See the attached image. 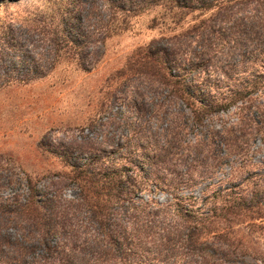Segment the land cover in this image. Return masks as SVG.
Here are the masks:
<instances>
[{"label":"rangeland","instance_id":"374dc122","mask_svg":"<svg viewBox=\"0 0 264 264\" xmlns=\"http://www.w3.org/2000/svg\"><path fill=\"white\" fill-rule=\"evenodd\" d=\"M185 1L0 0V264H264V223L241 226L244 250L232 253L213 239L208 220L199 222L211 207L199 198L216 184L242 189L264 178L258 165L264 131L255 124L264 120V3L229 0L221 7H239L242 20L233 35H220L212 15L219 9L206 8L212 0ZM206 23L201 39L198 29ZM69 37L79 48H70ZM233 39H240L237 47ZM163 54L177 58L165 63L166 79L148 66ZM28 62L39 71L27 70ZM13 77L20 81L3 84ZM248 81L259 85L253 104L244 103L252 120L236 131L241 143L230 153L225 131L240 120L242 100L231 101L236 91L247 95ZM174 85L199 93V101L176 100ZM132 132L138 137L129 142ZM166 138L174 141L169 160L145 159L161 155L154 146ZM199 139H213L214 152L197 164L192 153ZM90 159L103 161L108 172L127 169L137 184L124 179L120 188L130 193L105 208L112 224L120 220L114 235L101 232L80 203L73 178ZM152 161L164 167L159 184L144 179ZM33 200L48 211L63 209V255L53 248L56 238H40L25 220ZM134 222L138 248L129 228Z\"/></svg>","mask_w":264,"mask_h":264},{"label":"trees","instance_id":"16d2710c","mask_svg":"<svg viewBox=\"0 0 264 264\" xmlns=\"http://www.w3.org/2000/svg\"><path fill=\"white\" fill-rule=\"evenodd\" d=\"M178 2L182 1L186 3L185 0H176ZM255 3L258 1H261L264 3V0H254ZM215 2H218V4ZM229 0H212L210 3L207 4L208 9L211 8H217L219 10H216L215 13L212 15H217L216 18L219 20L220 25H218V30L220 32V35L222 34H228L231 33L233 35L232 29L238 30L240 25V21L242 20V17L238 16V9H233V5H227L226 7H221L228 3ZM181 3V2H180ZM72 6V9H77V4H74L73 2L69 3ZM221 7V8H219ZM69 9V10H72ZM70 14V12H69ZM71 15V14H70ZM236 16V17H235ZM73 17V16H72ZM224 24H227L226 28L223 26ZM210 24L206 23L202 26L201 29H198V37L201 39L205 38L206 32H208V29L210 28ZM198 28V27H197ZM238 28V29H237ZM76 34L80 35L76 31ZM70 41V48H79L80 41L78 39H75L74 37L68 38ZM229 40L231 38H228ZM235 43V47L238 46V43L240 39H233ZM180 50V47L178 49L176 48V51ZM2 49L0 48V58ZM78 61H81L83 59L82 57H76ZM81 58V59H80ZM155 60V64L148 65L149 68H152V71L150 72H159L160 70H163L161 75L165 77L166 79V69L167 65L166 62H169L170 60H173L174 62H177V58L174 57H167L164 54L162 57H157ZM83 62V61H82ZM26 65L27 70L31 71H39V69L36 67V65L31 64L30 62ZM147 66V67H148ZM28 71V72H29ZM149 72V73H150ZM195 73L197 74L196 68L190 67L188 69V73ZM173 76V75H171ZM168 77V76H167ZM164 79V80H165ZM168 79V78H167ZM26 80V79H25ZM16 81H20L18 78H6V81H4L3 84H10L14 83ZM258 82L257 81H248L247 84L243 87L247 90V95L242 94L243 91H236L234 92V96L232 97V103L242 100L241 101V107L239 113L241 114L240 122L236 124L235 127H231L230 129H226L225 133L229 135V143L228 140L224 144L226 147H228L229 152L238 149L239 144L241 143L240 138L235 135L236 131H240L242 126L246 125V122L249 120H252L251 116H248L246 113H244L245 108L248 109L249 106L247 104H244L247 101H250L251 105L254 101L252 96L253 93L258 90ZM135 91L139 94V90L135 89ZM140 95V94H139ZM173 96L177 99H183L186 101L191 100H197L199 101L200 95L197 93L194 95L193 92H190L186 87L180 86V85H174L173 90ZM244 104V105H243ZM198 112L200 115L201 113H204L207 109V106L203 105ZM143 108L141 106L136 107L133 112L137 114V116L142 115ZM264 113V111H260ZM259 113V112H258ZM261 114V113H260ZM197 116V119L200 120V116ZM136 123H139L136 122ZM141 124V123H140ZM242 124V126H241ZM257 126V131H264V120L258 119L255 122ZM166 130H171L166 128ZM132 136L128 137L127 140L130 142L131 137L135 138L138 137V135H135V133L132 132ZM226 135V136H227ZM247 140V139H246ZM213 139H206V140H197L196 143L193 146L194 152L192 153V161L196 162L197 164H200L202 160H204L206 157H209L213 154ZM172 142H174L171 138L167 139L165 143L161 146L155 145V149H159L161 151V155H153V156H147L145 159H151L153 157H156L158 162H165L169 160V155L172 153ZM205 152V153H204ZM181 156V155H180ZM144 159V160H145ZM181 160V159H180ZM219 159L216 160V162L211 163L208 165L207 161L204 163L207 165L205 166H214L219 164ZM181 161H185L184 158H182ZM155 161L150 162L144 169L145 178L146 180L152 181L155 180L156 184H159V177L157 176L158 170L162 169L164 170L163 166H158V168H154ZM103 161L97 160V159H90L88 162L82 163L81 166H76L77 169L75 171L74 180L80 185V203L88 208V211L93 214L95 217H97V225L99 226L101 232H103L105 235L108 234L114 235L115 232L121 228L120 220L117 218L112 224V222L108 219V214L106 212L105 208H109L112 201L113 202H120L123 201L125 197L130 193V190L124 191V189H121V184L124 182H127L128 185H130L132 188L134 186H137L136 183H133L132 181H129L127 176L128 171L127 169H113L110 172L109 166L103 165ZM258 165L262 171L264 172V160H261L258 162ZM187 167H190L188 165ZM160 168V169H159ZM190 174V173H188ZM176 178V177H174ZM173 178V179H174ZM165 179V178H164ZM191 180V176L188 175L184 182L188 184V182ZM170 184V183H168ZM240 183L237 184H229L224 185L221 182L216 184V190L213 191L211 195H206L204 197H200L202 201H207V203L211 204V207L206 208L205 212L202 213L204 217L200 219L199 222H205V220H208V232L214 233L213 239H216L218 245L220 247H223L224 250L236 252L238 248L239 250H244L243 246H240V239L237 237V231L240 230L241 226L246 225L250 227L263 225L264 223V178L259 179L256 183H252L253 187H244L240 188L238 187ZM249 186V185H248ZM237 187V188H236ZM34 196V195H33ZM220 198V203H216L217 199ZM205 203V202H204ZM45 203L43 205H38L35 200L31 202V208L29 209L28 213L26 214L25 220L28 221V225L36 232H38V235L40 238L44 237L49 238L50 235L55 239V245L53 246L54 250H59L61 252L60 254L63 255L64 251L63 248L65 244L63 243L64 236L62 234L63 229L65 227V213L63 209L59 207H53L52 209H45ZM46 211H45V210ZM136 210V207H129L126 209L127 212H133ZM46 212V214H45ZM48 212V213H47ZM50 213V214H49ZM212 226V227H211ZM128 228V227H127ZM129 228H132V231H130L132 238L134 239V246L138 248L139 242L137 241V223H131L129 225ZM126 229V227H125ZM200 230L198 232H195V238L198 239L200 236ZM237 241V242H236ZM3 243L0 242V246ZM47 250H51V248H47ZM238 250V251H239ZM18 256H22V252H18ZM15 256V255H14ZM13 258V257H12ZM64 258V257H63ZM204 258V257H203ZM14 259H16L14 257Z\"/></svg>","mask_w":264,"mask_h":264}]
</instances>
